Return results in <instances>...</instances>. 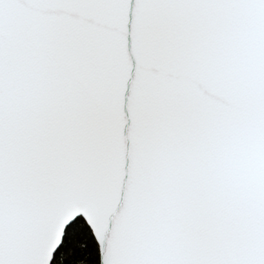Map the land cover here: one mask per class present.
Returning a JSON list of instances; mask_svg holds the SVG:
<instances>
[{"label":"snow or ice","instance_id":"1","mask_svg":"<svg viewBox=\"0 0 264 264\" xmlns=\"http://www.w3.org/2000/svg\"><path fill=\"white\" fill-rule=\"evenodd\" d=\"M0 264H264V0H0Z\"/></svg>","mask_w":264,"mask_h":264}]
</instances>
